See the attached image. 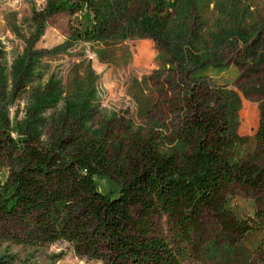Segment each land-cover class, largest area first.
Segmentation results:
<instances>
[{"label": "trees", "instance_id": "16d2710c", "mask_svg": "<svg viewBox=\"0 0 264 264\" xmlns=\"http://www.w3.org/2000/svg\"><path fill=\"white\" fill-rule=\"evenodd\" d=\"M199 1L176 0L179 16L168 23V14L161 12L166 0H47L33 9L34 31L11 86L0 45L4 100L16 94L29 72L48 17L85 5L93 23L76 37H150L157 44V61L170 63V71L188 72L193 80L170 148L142 138L134 152L113 155L103 133L86 126L89 90L52 117L51 132L43 131L47 118L40 115L44 102H57L48 92L36 98L22 122L15 121L17 137L0 113V158L8 168L0 179V236L39 244L64 240L77 256L101 264H188L200 257L198 233L212 229L232 248L264 233V102L255 146L241 154L236 141L239 95L225 85L211 88L204 76L195 75L197 66L212 59L208 49L201 53L195 47L190 21ZM234 5L225 13L232 24L209 33L214 46L238 29ZM186 39L187 48L182 47ZM187 63L190 70L183 68ZM100 178L108 181L107 188L99 187ZM234 193L252 200L251 214L239 216L230 206Z\"/></svg>", "mask_w": 264, "mask_h": 264}, {"label": "rangeland", "instance_id": "374dc122", "mask_svg": "<svg viewBox=\"0 0 264 264\" xmlns=\"http://www.w3.org/2000/svg\"><path fill=\"white\" fill-rule=\"evenodd\" d=\"M46 1L0 0V45L5 51L9 86L25 61L28 38L34 31L33 9H40ZM175 2L166 0L161 8L162 14H168V23L179 16L173 7ZM233 4L239 16L238 29L214 46L209 33L216 32L220 25L232 24L225 13ZM198 6L192 9L190 21L198 39L195 47L199 52L208 49L212 59L197 66L200 74L195 75L204 76L211 88L225 85L239 95L236 141L242 154L255 146L259 105L264 102V0H202ZM92 23V13L85 5L76 12L59 11L48 17L43 34L34 44L32 51L37 54L22 85L15 95L0 100V113L13 128L11 135L17 137L15 121L25 119L38 96L48 92L57 100L43 104L46 107L40 115L47 118L42 127L47 133L51 132L52 117L73 103L79 93L89 90L91 103L86 126L90 132L103 133L113 155L134 152L142 138L158 140L164 148H170L186 110L183 101L186 88L193 80L188 72H173L168 70L173 67L170 63H159L157 44L150 37L75 36ZM188 42L184 40L182 47L187 48ZM61 43H64L61 50L51 52ZM183 68L190 70L192 65L187 63ZM7 172L0 158V179ZM98 185L105 189L108 181L100 178ZM229 199L239 216L252 213L250 198L234 193ZM196 238L200 257L188 264H264L262 232L242 239L241 247L233 248L224 245L212 229L198 233ZM0 264H101V261L77 256L64 240L39 244L0 236Z\"/></svg>", "mask_w": 264, "mask_h": 264}]
</instances>
